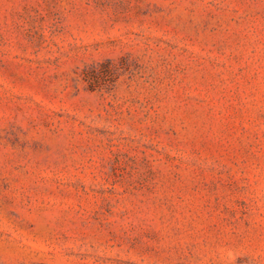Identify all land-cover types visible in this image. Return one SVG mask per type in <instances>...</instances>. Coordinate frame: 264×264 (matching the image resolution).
Masks as SVG:
<instances>
[{
    "label": "rangeland",
    "instance_id": "obj_1",
    "mask_svg": "<svg viewBox=\"0 0 264 264\" xmlns=\"http://www.w3.org/2000/svg\"><path fill=\"white\" fill-rule=\"evenodd\" d=\"M0 264H264V0H0Z\"/></svg>",
    "mask_w": 264,
    "mask_h": 264
}]
</instances>
